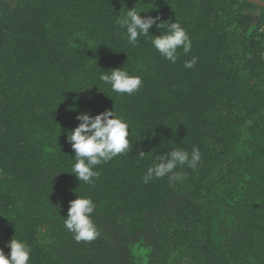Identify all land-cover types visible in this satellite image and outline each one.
Masks as SVG:
<instances>
[{
    "label": "trees",
    "instance_id": "16d2710c",
    "mask_svg": "<svg viewBox=\"0 0 264 264\" xmlns=\"http://www.w3.org/2000/svg\"><path fill=\"white\" fill-rule=\"evenodd\" d=\"M136 9L187 31L175 64L117 17ZM164 29L150 30L159 36ZM195 56L191 69L184 63ZM134 95L100 80L123 68ZM106 110L132 148L98 166L94 187L69 174L67 135ZM199 149L181 182L142 180L155 155ZM144 155L141 156L140 153ZM89 197L100 235L77 242L63 224ZM30 264H264V8L249 0H0V249Z\"/></svg>",
    "mask_w": 264,
    "mask_h": 264
},
{
    "label": "clouds",
    "instance_id": "9594fccd",
    "mask_svg": "<svg viewBox=\"0 0 264 264\" xmlns=\"http://www.w3.org/2000/svg\"><path fill=\"white\" fill-rule=\"evenodd\" d=\"M261 2L264 3V0ZM140 13L147 12H138L132 8L127 9L123 16L117 17L119 28L124 30L121 39L133 47L138 45L141 37L148 39L152 47L172 64L177 62L181 51L183 54L191 51L192 42L180 23L175 21L157 24L159 16L141 17ZM154 25L158 30L164 29L159 36H153L149 32ZM196 63L197 58L193 56L184 63V67L191 69ZM100 80L109 85L113 93L121 96L134 95L143 87L141 77L130 75L125 67L102 71ZM76 119L79 121L78 126L67 135L74 153V163L69 174H73L79 184L94 187L95 180L100 176L98 166L130 152L132 144L128 138L129 125L114 110H106L95 116L83 112L78 114ZM140 155L143 156L144 153L141 152ZM200 159L201 153L196 147L192 148L191 153L175 147L163 155H155L142 180L147 184L150 180L167 177L170 184L181 182L187 178V173L177 169L187 166L195 170ZM95 208L92 199L85 196L69 202L67 217L63 218V224L77 242L92 241L100 235L92 220ZM6 247L10 249V253L6 257L3 249H0V264H30L31 248L26 241L12 238Z\"/></svg>",
    "mask_w": 264,
    "mask_h": 264
},
{
    "label": "water",
    "instance_id": "95a60500",
    "mask_svg": "<svg viewBox=\"0 0 264 264\" xmlns=\"http://www.w3.org/2000/svg\"><path fill=\"white\" fill-rule=\"evenodd\" d=\"M249 1L256 3L264 8V3H262L260 0H249Z\"/></svg>",
    "mask_w": 264,
    "mask_h": 264
},
{
    "label": "rangeland",
    "instance_id": "374dc122",
    "mask_svg": "<svg viewBox=\"0 0 264 264\" xmlns=\"http://www.w3.org/2000/svg\"><path fill=\"white\" fill-rule=\"evenodd\" d=\"M261 1V0H260Z\"/></svg>",
    "mask_w": 264,
    "mask_h": 264
}]
</instances>
